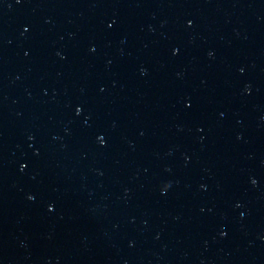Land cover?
<instances>
[{"label":"water","instance_id":"1","mask_svg":"<svg viewBox=\"0 0 264 264\" xmlns=\"http://www.w3.org/2000/svg\"><path fill=\"white\" fill-rule=\"evenodd\" d=\"M0 264H264V0H0Z\"/></svg>","mask_w":264,"mask_h":264}]
</instances>
